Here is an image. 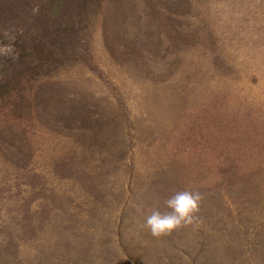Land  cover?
<instances>
[{
  "label": "rangeland",
  "instance_id": "374dc122",
  "mask_svg": "<svg viewBox=\"0 0 264 264\" xmlns=\"http://www.w3.org/2000/svg\"><path fill=\"white\" fill-rule=\"evenodd\" d=\"M0 264H264V0H0Z\"/></svg>",
  "mask_w": 264,
  "mask_h": 264
},
{
  "label": "clouds",
  "instance_id": "9594fccd",
  "mask_svg": "<svg viewBox=\"0 0 264 264\" xmlns=\"http://www.w3.org/2000/svg\"><path fill=\"white\" fill-rule=\"evenodd\" d=\"M203 200L198 190L177 191L165 201L168 211H160L154 208L146 216L144 227L153 236L170 234L173 230L193 225L198 220L200 204Z\"/></svg>",
  "mask_w": 264,
  "mask_h": 264
}]
</instances>
